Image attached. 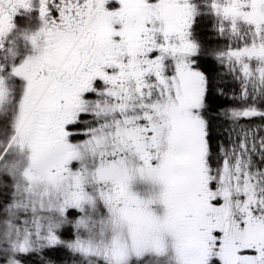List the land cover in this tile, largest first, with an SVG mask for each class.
<instances>
[{
  "label": "snow or ice",
  "instance_id": "6c2138e0",
  "mask_svg": "<svg viewBox=\"0 0 264 264\" xmlns=\"http://www.w3.org/2000/svg\"><path fill=\"white\" fill-rule=\"evenodd\" d=\"M0 264H264V0H0Z\"/></svg>",
  "mask_w": 264,
  "mask_h": 264
}]
</instances>
